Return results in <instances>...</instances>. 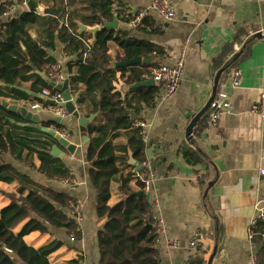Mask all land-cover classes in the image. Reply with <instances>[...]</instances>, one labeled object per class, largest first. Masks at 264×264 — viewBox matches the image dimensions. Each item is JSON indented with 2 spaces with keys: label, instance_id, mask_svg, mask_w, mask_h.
Here are the masks:
<instances>
[{
  "label": "crops",
  "instance_id": "1",
  "mask_svg": "<svg viewBox=\"0 0 264 264\" xmlns=\"http://www.w3.org/2000/svg\"><path fill=\"white\" fill-rule=\"evenodd\" d=\"M113 1L115 10H125L129 13H138L150 5V0ZM16 2L17 0H14V3L8 6V11L0 18V29L2 24L18 18L23 12H30L26 7L27 0L23 3ZM174 2L177 20L173 22L164 20L155 12L149 13L159 28L158 34L138 32L129 23L116 17L108 21L113 22L117 19L119 22L117 28L111 29L114 36L121 33L127 38L147 41L166 51V56L156 57V61L142 57L150 62L116 67L115 64L130 59H126L124 49L111 42L109 50L111 61L107 67L116 73L118 81L114 84L113 93L118 94L119 101H131L138 90H141L138 91L141 95L153 92L156 94L154 107L141 101L137 105L138 112L132 109L131 115L134 122L144 120L150 125L147 129L146 160L154 170L156 180L147 196L152 205L153 217L161 218L165 225L157 247L159 261L161 264H189L192 259L199 256L205 264H208L211 258V264H249L252 255L259 259L260 251V246L253 244V237L249 234L250 223L257 215L258 209L264 207V176L260 174L264 167V116L251 112V107L264 95V39L253 40L247 56L221 76L218 91L223 89L227 92L233 106L232 112L224 115L216 128H212L208 123V112L195 126L191 140L187 139L186 131L192 119L210 100L218 71L227 66L223 64L214 69L215 59L233 42L240 30L246 31L247 36L241 37V42L234 45L227 59L232 54L242 53L243 45L248 41V34L264 30V0ZM5 3L7 0H1L0 7L2 5L5 7ZM41 4L44 11L35 13L48 16L46 12L54 6L53 3L48 4L42 0ZM61 23L67 26V19L63 18ZM81 25L93 28L80 24L79 34L88 33L82 32ZM31 34L34 39L38 38L37 30H33ZM56 40L55 47L47 50L50 64L42 70L33 67L29 73L31 78L27 81L19 79L13 86L4 83H0V86L4 91L6 88L15 89L11 97L6 98L18 99L20 105L35 107L36 104H40L39 99L28 95L27 92L33 94L32 87L37 86L39 89L42 82L48 87L42 89L43 91L56 90L50 88L41 76L45 75L48 81L55 83L50 74L59 68L66 76L72 97H77L81 92L79 100L84 101L80 100L82 106H77L80 108L81 116L85 119L95 116L94 120L86 125L85 132L81 131L77 118L70 115L67 119H60L49 109V104L44 105L40 113L43 121L41 126L59 132L80 147L82 151L78 156L69 154L55 138L34 129L37 135V150L42 144H46L51 154L52 145L47 141L50 140L59 147L61 154H65L64 159L51 155L62 160L69 168L76 186L69 189L64 186L63 180L47 181L46 177L32 171L10 154H5L3 159L37 185L44 187L41 185L42 181L50 182V188L58 192H70L73 201L80 200L83 203L82 222L71 215L77 224L78 239L74 234L64 230L48 227L45 233L35 231L26 236L24 238L26 243L39 249L53 241L61 242V247L50 256L51 264H64L74 259H80V264H100L97 236L103 221L98 218L97 191L90 175L91 163L87 160V148L93 137L88 133V128L102 123L103 117L100 113L93 112L91 100L82 98L85 95V86L81 84L75 86L71 81L78 69V54L73 52V47L60 42L58 36ZM86 41L93 45L95 40L92 36L91 39L83 40V44ZM23 49L25 50V47ZM182 54L186 62L185 74L174 98L159 100L162 90L156 83L134 89L133 86L137 83L129 84L127 78H121L124 70L129 75L130 68L135 67L136 70L149 73L144 77V81L153 79V70L156 67L174 64ZM239 57L240 55L236 60ZM235 69L240 70L242 74L239 86H235L233 82ZM43 91L37 95L43 96ZM2 98L5 97H0ZM58 119L61 121L57 122ZM20 122L26 123L20 114L15 113L11 123L23 127L17 124ZM56 125H61L63 131L57 130ZM129 132L121 131L113 138L114 144L126 147ZM184 149H190L200 157L196 164L187 161ZM130 154L128 153V162ZM118 155L125 156V153L120 151ZM39 164L37 157V166ZM127 165L120 164V170L124 175L131 172L130 165ZM122 173L112 181L111 204L117 203L120 199L118 188ZM132 187L138 190L135 182H132ZM16 189L15 184L0 182V211L10 204L7 195L15 193ZM32 215L33 213L30 214ZM197 233L201 235L200 254L189 247ZM166 240H176L180 247L168 250L165 246Z\"/></svg>",
  "mask_w": 264,
  "mask_h": 264
},
{
  "label": "trees",
  "instance_id": "2",
  "mask_svg": "<svg viewBox=\"0 0 264 264\" xmlns=\"http://www.w3.org/2000/svg\"><path fill=\"white\" fill-rule=\"evenodd\" d=\"M24 1L17 0L16 3ZM45 2L54 5L46 12L48 16L23 12L18 18L2 24L0 83L13 86L19 79L27 81L31 78L29 73L33 67L42 70L50 64L47 50L55 47L57 36L60 42L73 47V52L77 53L79 58L76 75L71 81L75 86L80 84L85 86V95L82 98L91 100L93 112H98L103 117L102 123L88 128V133L93 137L87 148V160L91 163L90 175L97 191L98 218L103 221L97 236L100 264H161L157 248L154 246L157 235L152 205L146 193L138 195L143 192L144 184L135 177L132 166L129 167L131 172L126 175L120 170V164L128 166V153L132 154L137 164L146 160V145L143 143L140 129L134 127L131 110L138 112L137 105L141 101L154 107L156 94L153 92L141 95L138 92L141 90H136L137 93L131 101H119L118 94L113 93L114 84L118 81L116 73L107 67L111 61L109 55L111 42L125 50L126 59L140 56L156 61V57L166 56V51L160 46L127 38L121 33L114 36L113 30L104 29L97 33L89 57L83 60V40L91 39L92 35L79 34L80 24L90 27L103 26L105 22L115 17L129 23L138 13L115 10L113 0H45ZM12 3L14 0H7L5 7L3 5L0 7V18ZM63 18L67 19V26L61 23ZM135 29L148 35L159 33V28L150 15L145 16ZM33 30H37V39L31 34ZM255 34H248V41L244 43L240 57L233 61L235 54L229 59L227 55L233 51L236 43L241 42V37L247 36L244 30L237 32L233 42L228 44L223 53L215 59L214 69H218L223 64L232 68L238 61L244 59L251 43L256 40ZM146 75L149 73L131 67L130 74L127 75V71L124 70L121 78H127V83L133 84L144 81ZM44 88L48 89L42 82L39 89L33 86L32 91L37 94ZM13 90L15 89L12 87L4 91L0 86V97H11ZM80 100L79 106H82L81 101L84 100ZM38 102L47 105L46 102L40 100ZM0 108V182L17 186L15 193L7 195L10 204L0 211V264H15L12 257L18 260L17 264H51L50 256L61 247V242L53 241L36 249L29 246L24 238L32 232L45 233L48 227H53L74 234L78 239L77 224L68 214L74 200L73 196L70 192H58L50 187L37 185L28 176L6 163L3 156L12 155L18 162L43 175L50 182L68 178L70 170L62 160L54 158L49 153L46 144H42L37 150L36 131L11 123L14 114L2 106ZM56 128L63 131L61 125H56ZM121 131H130L128 145L124 148L113 142V138H116ZM120 151H123L125 156H119ZM184 151V156L190 163L196 164L200 159L190 149ZM37 157L40 161L39 166H37ZM120 173H122L118 188L120 199L117 203L111 204L112 181ZM146 174V169L143 168L141 170L143 178ZM132 182L136 183L138 190H134ZM55 204L60 207L57 208ZM32 213L33 215L30 216ZM252 242L260 246L258 260L264 262V220L258 222ZM64 264H80V259ZM189 264H205V262L197 256Z\"/></svg>",
  "mask_w": 264,
  "mask_h": 264
},
{
  "label": "built area",
  "instance_id": "3",
  "mask_svg": "<svg viewBox=\"0 0 264 264\" xmlns=\"http://www.w3.org/2000/svg\"><path fill=\"white\" fill-rule=\"evenodd\" d=\"M175 0H150V5L148 8L141 10L138 12L137 17L130 21L129 24L131 27L136 28L141 20L150 15L149 13L155 12L160 17L168 22H173L177 20V12L175 9ZM84 46V52L82 53V59L86 60L89 57V52L92 48V44L89 41H86ZM186 62L185 56L182 54L180 58L174 64H162L156 67L153 70V80L154 82L159 85L162 90V93L159 97V100L164 101L167 99L174 98L181 86L184 74H185ZM241 71L235 69L233 71V82L235 86L240 85L241 81ZM50 78L56 84H63L66 82L65 74L59 69H55L50 74ZM43 96L47 99L54 102L53 105L50 106V110L59 118L67 119L70 115L66 111L62 104L63 95L60 91L54 90H44ZM43 108L42 104H36L34 109ZM233 110V106L230 102L229 95L225 90L220 89L211 105V110L209 111L207 118L208 123L212 128H216L219 124L221 118L226 115L230 114ZM251 112L264 116V95L261 96V99L258 103L251 107ZM150 125L144 120H137L134 122V127L140 129V134L142 136L143 143L147 146L148 143V135L147 129ZM63 137L67 138L63 135ZM141 170L143 168L146 169V176L143 178L141 175V170L137 171L135 168L133 169V173L136 178L142 180L144 184V193L149 194L151 188L156 180V174L147 160L143 161L141 164ZM260 174L264 176V167L260 170ZM200 177V175H198ZM63 184L69 189H73L76 186L75 180L70 176L66 179H63ZM83 207V203L80 200H75L72 202L70 206L71 215L76 218L79 222H82L81 210ZM264 220V207L258 209L257 215L252 219L249 227V234L251 237L255 234V228L257 227L258 222ZM155 223V234L157 238L155 240V247L157 248L160 243V238L165 230L164 221L157 217L154 218ZM200 233H197L193 239V241L189 244L191 250L195 251L197 254L201 253L200 241H201ZM165 246L168 250H174L180 247V244L176 240H166ZM249 264H264V262H260L255 255H252L250 258Z\"/></svg>",
  "mask_w": 264,
  "mask_h": 264
},
{
  "label": "water",
  "instance_id": "4",
  "mask_svg": "<svg viewBox=\"0 0 264 264\" xmlns=\"http://www.w3.org/2000/svg\"><path fill=\"white\" fill-rule=\"evenodd\" d=\"M41 2H42V0H27L26 7L30 12H43L44 7L42 6ZM118 23L119 22L117 21V19H115L113 22H105L103 26L86 28V27L81 25L80 28H81L82 32L90 33L93 36V40H95V37H96L98 32H100L104 29L117 28ZM255 38L259 39V40L264 39V30L256 32ZM239 55H240V52L235 54L233 56V61H235ZM149 62H150L149 60H144L142 57L136 56L133 59L123 61V62L117 63L115 65H116V67H127V66H134V65H139L141 63H149ZM228 68H229V66H225L221 70L218 71V73L215 77V80H214L213 93H212L210 100L204 106V108H202L200 110V112L192 119L189 126L187 127L186 137L188 140H191L194 128L197 125V123L200 121V119L203 116H205L211 110V105H212V103H213V101H214V99L218 93L221 76ZM41 77L47 81L50 88L56 89L62 93L63 101H64V104H62V107H64L67 110L69 115H72L73 117H75L79 120V123L81 126L80 129L82 132H85L86 131V128H85L86 125L88 124L89 121H93L95 116L91 117L89 119H85L84 117L81 116L80 109H79V107L77 108V106L79 105V97L81 96V92L78 93L77 97L73 98L70 90L68 89V83L67 82H64L63 84H55L53 82L48 81L47 77L45 75H42ZM154 83L155 82L153 79H149V80L142 81L140 83L135 84L133 86V88L136 89V88H141V87H145V86H151V85H154ZM21 90L24 91L23 89H21ZM27 94L30 96H33L34 98L39 99L41 101H45L48 104H54V102L48 101L45 96H41V95L39 96L35 93L32 94V92H27ZM0 104L4 108H6L9 112L14 113V114L15 113L20 114L21 119L24 120L26 123H22V122L17 123L19 126L29 127V128L36 129V130H39L43 133L48 134L49 136L55 138V140L58 141V143L60 145H62L67 150V152L73 156H78L81 153L82 150L80 147H78L74 143H71L69 139L63 137L59 132L53 131V130H50L49 128L41 126V124L43 123V121L41 119V114H40L43 111L42 108H38L35 110V109H33L34 107L32 105H27V104L20 105L19 100L13 99V98H2V99H0ZM60 119H58L56 121L60 122L61 121ZM47 141L52 145L51 154L54 157H59L60 159H64L65 154H61V150L59 149V147L54 142H52L50 140H47ZM129 157H130V160H129L128 164L132 167H135V170H137V171L141 170V166L139 164H137V162L134 160L132 154H130ZM41 185L49 187L51 185V183L42 181ZM138 195H144V191L140 192ZM55 206L57 208L60 207L58 204H55ZM0 247H1V244H0ZM12 258L14 259V263L17 264L18 260L15 259L14 257H12ZM211 261H212V258L210 259L208 264H211Z\"/></svg>",
  "mask_w": 264,
  "mask_h": 264
},
{
  "label": "rangeland",
  "instance_id": "5",
  "mask_svg": "<svg viewBox=\"0 0 264 264\" xmlns=\"http://www.w3.org/2000/svg\"><path fill=\"white\" fill-rule=\"evenodd\" d=\"M46 99H47V98H46ZM47 100H48V101H51V100H49V99H47ZM46 103H47V102H46ZM40 104H41V103H40ZM47 104H48V103H47ZM42 105H43V104H42ZM49 105L51 106V105H53V104H49ZM50 106H49V107H50ZM43 108H44V105H43ZM43 108H42V109H43ZM70 210H71V209L69 208L68 214L71 213ZM70 216H71V214H70Z\"/></svg>",
  "mask_w": 264,
  "mask_h": 264
}]
</instances>
